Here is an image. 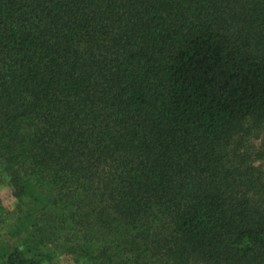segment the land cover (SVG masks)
<instances>
[{
    "label": "trees",
    "instance_id": "trees-1",
    "mask_svg": "<svg viewBox=\"0 0 264 264\" xmlns=\"http://www.w3.org/2000/svg\"><path fill=\"white\" fill-rule=\"evenodd\" d=\"M263 163L264 0H0V264H264Z\"/></svg>",
    "mask_w": 264,
    "mask_h": 264
},
{
    "label": "rangeland",
    "instance_id": "rangeland-1",
    "mask_svg": "<svg viewBox=\"0 0 264 264\" xmlns=\"http://www.w3.org/2000/svg\"><path fill=\"white\" fill-rule=\"evenodd\" d=\"M261 142V139H255L253 143L259 145ZM263 167H264V163H263Z\"/></svg>",
    "mask_w": 264,
    "mask_h": 264
}]
</instances>
